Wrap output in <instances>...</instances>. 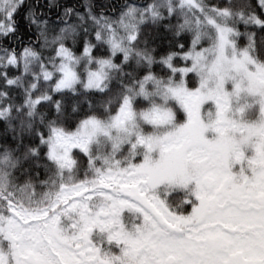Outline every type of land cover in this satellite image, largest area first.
I'll list each match as a JSON object with an SVG mask.
<instances>
[{"label":"snow or ice","instance_id":"1","mask_svg":"<svg viewBox=\"0 0 264 264\" xmlns=\"http://www.w3.org/2000/svg\"><path fill=\"white\" fill-rule=\"evenodd\" d=\"M0 264H264V0H0Z\"/></svg>","mask_w":264,"mask_h":264}]
</instances>
